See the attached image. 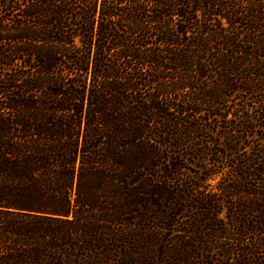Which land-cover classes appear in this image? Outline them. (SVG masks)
<instances>
[{"label": "trees", "instance_id": "obj_1", "mask_svg": "<svg viewBox=\"0 0 264 264\" xmlns=\"http://www.w3.org/2000/svg\"><path fill=\"white\" fill-rule=\"evenodd\" d=\"M259 115L264 0H0V264H264Z\"/></svg>", "mask_w": 264, "mask_h": 264}, {"label": "rangeland", "instance_id": "obj_2", "mask_svg": "<svg viewBox=\"0 0 264 264\" xmlns=\"http://www.w3.org/2000/svg\"><path fill=\"white\" fill-rule=\"evenodd\" d=\"M2 11L4 12V8L2 9ZM11 15L4 12V17L5 18H10ZM260 116V115H259ZM260 121L261 123L264 124V119L261 118L260 116ZM258 125V124H257ZM256 125V126H257ZM262 125V124H261ZM261 130L258 129V133H256V135H262L264 134V130H262L261 132H259ZM245 143L247 145H252L253 146H257L258 143H261V141H259V137L253 138V139H248L245 140ZM257 147H255L256 149ZM264 149V148H263ZM246 153V152H244ZM231 159L228 160V162ZM220 167V164H219ZM216 170L214 169V167H211V170L209 172H206L205 174H202V177L205 179V177H208V175H213L208 181H206L204 184L201 183V187L203 189V192L210 193L213 191V189L216 186L220 185V182L222 181V179H220V175L216 176L214 174ZM232 178V177H231ZM228 179V178H226ZM186 180V179H185ZM253 184H255V182H253ZM200 189V190H202ZM217 199L220 200V195L217 196ZM216 209L220 212V204L219 202H216ZM219 219H220V215H219ZM178 230L180 229H184V227H178ZM169 242L168 245L171 246V248L176 247V245H180V243L177 244V242L179 241L178 238H176L175 233L172 234V236L169 238ZM192 245L190 248L191 250V255L193 256L192 261L189 262V264H220V235L218 236H209L208 238H197V237H193L188 243L187 245ZM181 245H185L181 244ZM203 250L200 252V250ZM190 254V252H188ZM176 264H181V262H176Z\"/></svg>", "mask_w": 264, "mask_h": 264}]
</instances>
